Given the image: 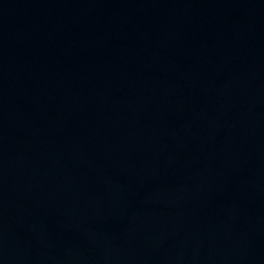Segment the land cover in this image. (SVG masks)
Segmentation results:
<instances>
[{"label":"water","instance_id":"95a60500","mask_svg":"<svg viewBox=\"0 0 264 264\" xmlns=\"http://www.w3.org/2000/svg\"><path fill=\"white\" fill-rule=\"evenodd\" d=\"M0 264H264V0H0Z\"/></svg>","mask_w":264,"mask_h":264}]
</instances>
